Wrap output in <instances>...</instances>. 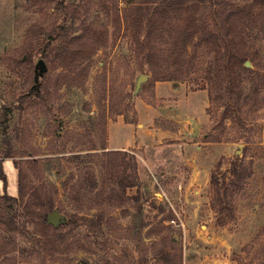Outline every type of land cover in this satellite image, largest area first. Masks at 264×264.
Here are the masks:
<instances>
[{"label":"rangeland","instance_id":"rangeland-1","mask_svg":"<svg viewBox=\"0 0 264 264\" xmlns=\"http://www.w3.org/2000/svg\"><path fill=\"white\" fill-rule=\"evenodd\" d=\"M223 2L248 67L264 72V10L254 19L249 1ZM211 10L0 0V163L19 197L0 198V264H166L163 251L181 264H264V80L235 63L242 95L225 103L214 43L197 34L182 54L169 49L173 30ZM50 205L64 224L75 213L102 223L66 227L59 245L39 219Z\"/></svg>","mask_w":264,"mask_h":264},{"label":"trees","instance_id":"trees-1","mask_svg":"<svg viewBox=\"0 0 264 264\" xmlns=\"http://www.w3.org/2000/svg\"><path fill=\"white\" fill-rule=\"evenodd\" d=\"M242 3L237 4L236 6L238 8L236 9H243L246 7V2H250V7L254 11L256 8H259L257 12H255L254 19L263 12L264 10V0H242ZM210 6H213V10H211L210 15L211 19H208L207 22H200L197 18H190L186 20L187 22L183 24L182 27L176 28V30H173V32L170 35L169 42L172 41V46L170 49L172 54L176 53V49H180L181 54L183 53V50L187 48V45L191 40L195 38L197 34H201L202 39H205L204 41H210L214 43L217 47V63H216V72L215 76L218 80H223L225 83V91L226 96L225 103H228L229 101L238 102L237 98H240L242 95V92L240 91L239 87L240 85L237 83V80L235 78V71H234V64L235 63H241L243 65V71L246 73H255L260 76L264 80V72L257 67L255 69L248 67L245 65V63L249 60L248 54L246 52H243L241 50V47H239V42L236 41V32L233 29L231 25V17L233 15V11H230L229 14L224 15L225 11L224 8L226 7L223 0H209ZM244 3V4H243ZM167 4L162 3L160 6L166 7ZM136 8L143 9V4H137ZM237 13V12H236ZM126 22H129V18L126 16ZM230 26V27H229ZM257 26H255V29ZM251 33H247V36L253 35ZM51 36L56 37H62L63 42L58 43L56 46V49L60 54L64 53L65 51H68L69 49V43L67 42L71 38V33L68 31L67 26L65 24H60L56 29L52 31ZM257 36V35H256ZM258 37V36H257ZM140 37L138 36V39ZM50 48L49 50L53 49L52 44H49ZM54 52V50H52ZM56 52V51H55ZM258 53V52H257ZM29 54V53H26ZM44 54L47 55V52ZM251 61V60H249ZM214 78V77H213ZM167 79V78H164ZM174 79V78H171ZM156 80H160L157 78ZM236 80V81H235ZM42 82V80L40 81ZM39 81H36L34 79V84L30 88V92L28 93V96H37L40 92V86L41 84ZM39 83V84H38ZM239 89V90H238ZM256 93L259 91V87L256 86ZM260 94V93H259ZM259 94L258 97H259ZM27 95V94H25ZM211 95V94H210ZM223 98V99H224ZM211 99L213 101V94L211 95ZM124 155L127 154V152H123ZM131 159L134 160V170H137L136 166V160L135 156H131ZM1 164V163H0ZM15 166L19 169V186H20V197L24 198L25 196V180L23 171L15 162ZM2 164L0 166V179L3 180V188H4V194L0 198H6L13 201H18V198L12 197L8 194V182L6 179V175L2 171ZM52 209V205H50L45 210H42L39 212V219L41 222L46 224L47 226H52L54 229V237L56 238V242L61 245L63 241L67 240L68 234L65 233L66 227H71L70 229H76L81 224H89L93 225L95 223H102L101 220L103 219V216L101 214L99 215H93L89 216L87 214H71L69 219H67L66 223L61 222L58 226L56 225H48V214L49 211ZM74 230H72L73 232ZM90 231H93V233L88 232L90 235L96 234L97 229H94V226L90 228ZM163 254L167 256L166 264H181L180 261H176L175 258L170 257L171 254H169L168 251H163ZM180 259V258H179Z\"/></svg>","mask_w":264,"mask_h":264},{"label":"water","instance_id":"water-1","mask_svg":"<svg viewBox=\"0 0 264 264\" xmlns=\"http://www.w3.org/2000/svg\"><path fill=\"white\" fill-rule=\"evenodd\" d=\"M40 64L43 63V60L40 59L39 61ZM250 61L246 62V66H250ZM147 76L146 75H142L140 76L139 80H138V84H140V82L146 80ZM37 80V76L35 78ZM63 221L62 215L58 213V211H52L49 212L48 214V223L53 224V225H58Z\"/></svg>","mask_w":264,"mask_h":264}]
</instances>
